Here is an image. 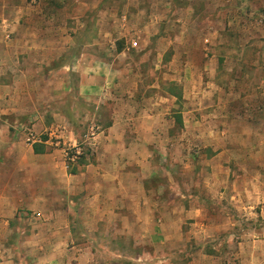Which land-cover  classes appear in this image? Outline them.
I'll use <instances>...</instances> for the list:
<instances>
[{"label":"rangeland","instance_id":"rangeland-1","mask_svg":"<svg viewBox=\"0 0 264 264\" xmlns=\"http://www.w3.org/2000/svg\"><path fill=\"white\" fill-rule=\"evenodd\" d=\"M0 12L2 43L45 39L51 51L60 49L50 74L76 64L81 53L94 66L103 60L119 71L96 74L103 90L84 98L76 73L57 78L63 90H73L50 105L62 108L67 101L69 110L73 104L75 138H61L54 126L35 138H46L55 156L59 208L70 209L73 218L78 204L88 207L99 193L103 199L115 195L108 187L117 175L113 168L97 171L91 142L113 121H124V145L138 147L123 182L128 190L144 184L150 211L144 200L140 206L129 200L122 213L133 215L135 207L161 227L147 244L130 216L118 228L113 215L112 224L99 229L75 221L68 242L53 240L66 250L63 263L243 264L235 258L239 247L264 236V0H0ZM35 80L45 91L44 79ZM46 103L44 97L42 110ZM32 135L21 130L16 138L22 157ZM76 146L88 148L94 163L70 179L65 158ZM4 175L22 180L19 173L0 172V181ZM44 201L40 212L48 215L55 207ZM34 218L32 211H17L0 236V259L31 263L26 251L39 241L33 236L41 222ZM177 237L181 241L172 246Z\"/></svg>","mask_w":264,"mask_h":264},{"label":"crops","instance_id":"crops-1","mask_svg":"<svg viewBox=\"0 0 264 264\" xmlns=\"http://www.w3.org/2000/svg\"><path fill=\"white\" fill-rule=\"evenodd\" d=\"M214 38L215 40L212 41L211 45L216 44V36ZM218 44L221 43L218 42ZM57 49L51 51L45 39L17 40L16 42L10 41L8 43H2L0 39V56H2L0 58V66L2 65L0 68L2 72L0 75V79H2L0 82V172L6 174L19 173L22 175L21 179L23 180L21 184L22 180L11 181L9 176L6 177L4 175L3 180L0 181V236L1 238L5 237L6 230L9 231L10 223L15 220L14 218L19 209L23 208L30 212L32 211L33 215L36 216L33 220L36 219L41 222L38 224V233H34L33 236L39 241L35 242L26 251V254L31 259L30 264H64V255L61 254H65L66 250L61 251L60 247H57L58 243H54L53 240L59 241L62 238L65 239V242H68L75 221L80 222L83 229L91 225H95V229H99L101 223L112 224L108 220L113 215V224L118 228L119 223L125 217L130 216L133 223L137 225V230H141L138 234L139 237L145 239L147 244L161 234L158 233L161 231V227L157 226L159 220L155 222L153 216L143 215L138 210L135 211V207L133 215L132 213L127 215V212L122 213V207L130 205L128 204L129 200L135 206L144 204L145 212L150 211L148 210L150 207L148 208V205H146L144 184L136 183L131 190H128L123 182L125 177L130 175L129 173L125 174L123 170H128L131 162L130 158L138 147L135 141V144L124 145L125 134L120 132L125 126L124 121H113L107 126L108 128L105 132H101L92 138L94 143L91 142L93 147L97 146L95 149L98 162L97 171H108V169L112 171L111 168H113V173L117 175L115 177L117 181H113L115 186L111 183L113 185L109 184L110 187H108L109 190H114L115 195L104 197L106 199H103L100 198L99 193L98 198L94 197L91 199L93 202L88 207H86V202L81 203V205L78 204L79 212H76L77 215H74L73 218L69 215L70 209L67 207L59 208L58 190L60 183L56 175L55 167H57V163L54 159L55 156L47 152L49 147L48 144L42 142L43 137L35 138L38 133L40 135L43 131L46 132L53 126L61 131L60 133L63 135L61 138H66L68 141L75 138L74 134L70 132L73 127V104L69 103L71 104L69 105V110L67 101L62 108L50 105L54 104L56 106L58 100L64 98L66 100L68 92L73 90L70 86H66L65 90H63L64 87L58 86L57 78L68 79L76 73V76L80 78L78 85L79 95L84 94V98L89 95V92L95 93L103 90V87L97 83V80H101L102 77L96 78V74L108 75L110 69L113 73H116V71L118 73L119 71L103 60L99 61L100 67L98 65L94 66L91 63H95V61L89 62L91 61L89 55L81 53L76 64L70 66L66 63L61 65L56 72L50 74L49 68L61 52L60 49ZM10 51L13 52L10 53ZM37 75L44 79L42 84H46L45 91L41 90V84L36 83L35 77ZM3 78H8V81H4ZM44 97H46L47 103L45 104L46 108L42 110L40 102ZM139 121L133 120V124L138 126ZM7 128L14 129V134L7 133ZM21 130L22 133L28 130L30 134L33 132L35 135L30 138L33 143L28 144V149L24 151V157L21 156L23 151H20L23 146L21 142L16 141ZM34 144L41 145L43 153L35 154L33 151ZM160 156L162 157V155ZM17 160L20 161V165H13L12 163L14 161L17 162ZM88 166L89 164L84 167H78L80 172L76 175H69L66 169L64 175L70 179L77 177L79 174L84 176L83 169ZM5 180H10V183ZM45 180L46 182H44ZM64 186L62 188L67 191L73 190V187ZM45 191H48L47 196ZM44 200L47 201L45 202ZM43 201L49 206L55 207L50 209L51 211L48 215H43L40 212L39 207L43 205ZM140 201L143 202L140 204ZM124 214L126 215L124 216ZM44 231L50 232V234L45 236L42 233ZM257 237L262 240L260 242L253 241V243L250 241L243 242L235 257L237 261L245 259L243 264H264V236L257 235ZM180 241L181 239L177 237L176 241L175 239L172 241V246L176 245L174 242L179 243ZM163 246L165 247L166 245ZM70 248L71 250L75 249L74 246ZM260 250L261 253L259 254ZM23 259L26 258L20 257L19 261ZM0 260V264H15L14 260L6 259L2 256ZM214 264L219 263L214 261ZM227 264L230 263L228 262ZM232 264L236 263L232 261Z\"/></svg>","mask_w":264,"mask_h":264},{"label":"trees","instance_id":"trees-1","mask_svg":"<svg viewBox=\"0 0 264 264\" xmlns=\"http://www.w3.org/2000/svg\"><path fill=\"white\" fill-rule=\"evenodd\" d=\"M42 142H46V138H44ZM77 149H80V147L76 146L75 148H72L70 153L67 154L65 158V165L69 175L78 174L80 172L78 167H84L90 164V162L92 164L94 163V155L91 154V151L88 148H86L84 151L80 149V154H78ZM33 151L35 154H41L43 153V147L41 145L34 144ZM87 156H89V159L86 158Z\"/></svg>","mask_w":264,"mask_h":264},{"label":"built area","instance_id":"built-area-1","mask_svg":"<svg viewBox=\"0 0 264 264\" xmlns=\"http://www.w3.org/2000/svg\"><path fill=\"white\" fill-rule=\"evenodd\" d=\"M133 46L135 47L136 46V43H133ZM30 139H28V141H29ZM77 152H78V154H80V150H78L77 149Z\"/></svg>","mask_w":264,"mask_h":264}]
</instances>
